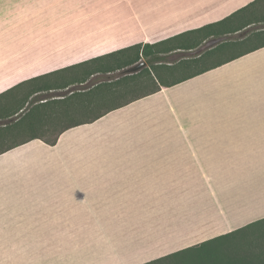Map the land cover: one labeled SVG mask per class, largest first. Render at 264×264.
Wrapping results in <instances>:
<instances>
[{"label": "crops", "instance_id": "1", "mask_svg": "<svg viewBox=\"0 0 264 264\" xmlns=\"http://www.w3.org/2000/svg\"><path fill=\"white\" fill-rule=\"evenodd\" d=\"M255 1L0 0V264H152L264 222V47L116 105L75 80ZM50 92L54 134L25 136L18 96Z\"/></svg>", "mask_w": 264, "mask_h": 264}, {"label": "rangeland", "instance_id": "2", "mask_svg": "<svg viewBox=\"0 0 264 264\" xmlns=\"http://www.w3.org/2000/svg\"><path fill=\"white\" fill-rule=\"evenodd\" d=\"M256 9L258 11L255 15L256 23L248 26L241 32L235 33L233 35H227L223 37V39H226V41H236L237 39H240L241 36L246 35L244 33L250 35L254 32L264 30V2L261 4H257ZM210 39L215 40V38ZM220 42L221 41H217V44H220ZM253 42L254 40H251L247 43L251 44ZM213 43L214 41H210L208 39L206 44H202L198 49L200 50L201 48H203V45H206L205 47L207 48ZM243 47L244 46H238L228 54H231L234 51ZM198 49H195L193 51H184L180 55L189 57L193 54L195 55L197 51H199ZM228 54L227 52H219L217 54L218 56H216L215 58H223L224 55ZM154 56L160 57L161 62L153 63L148 61V58H141L136 63L129 66L116 65L115 63H110L112 70L109 72L100 71V64L87 66L86 68H84V72L80 74L78 79H75L74 77V79L77 80L78 84L82 83L81 85L76 86V88H80L82 90L89 88L91 87L90 85L94 79L98 77H103L104 75H112L118 77L115 80H112V82H104L103 85L99 86V89L96 88L97 90H91L89 92H86L84 94L86 96L83 99V103L90 104L92 98L94 97V94L98 93L106 94L109 96L107 97L108 105L111 103L112 105H116L151 90L155 87V83H153V81L147 78L149 77L148 73H151L153 76H156L168 66V61L174 60L171 58L174 56L170 54H154ZM140 62H144L145 67L142 68L138 73L132 75H122V73L125 72L129 67L136 65ZM71 79L73 78H70L69 76L68 78H66L65 81L59 80L58 77L48 78L44 80L42 84L44 86L57 87L64 85L66 81L69 82ZM60 94V92H50L46 94L37 93L31 96V93H24L18 96V105H22L26 102H29V106L26 108L27 111L25 112L26 118L23 117L25 118V121L27 119H30L32 116H35L34 121L36 127L30 129L29 133H27L25 136H29L30 133H38L42 135L54 134L53 131H55V122H57L59 118H61L63 112L65 111L64 104H60L59 102L53 100L48 101L46 104H41L43 106H39L37 105V103H39L41 99L47 96H49L48 99H51L53 97H58V95ZM261 94L262 93H260V96ZM69 104L70 103L68 99L66 105L68 106ZM25 114H23L22 116H24ZM20 116H18L17 118H20L21 120L22 116ZM2 117L3 115L2 113H0V118ZM18 125H22V121H20L17 126ZM168 130L172 131L176 129L173 128L171 124L168 127ZM47 141H51V139ZM247 207L249 206L241 205L238 209L246 210ZM211 224L212 226H214V228H216L218 226H222L223 222L218 221V219L215 218L213 219ZM254 252H256L258 255L260 253H264V222L246 227L243 230L234 232L233 234L229 235L228 237L222 240L206 244L201 248L184 251L179 254L159 260L157 262H153L152 264H228L229 261H238L241 259H246L249 255L251 256V254ZM133 254L134 253L131 254L132 258L130 259H134ZM263 256L264 255H261L260 257L262 258Z\"/></svg>", "mask_w": 264, "mask_h": 264}, {"label": "trees", "instance_id": "3", "mask_svg": "<svg viewBox=\"0 0 264 264\" xmlns=\"http://www.w3.org/2000/svg\"><path fill=\"white\" fill-rule=\"evenodd\" d=\"M263 2L264 0H256L252 4L246 6L240 11L231 14L225 19L217 23L210 24L201 29L188 31L155 44L145 43L144 45H134L132 47L119 50L104 57L86 62L82 65L86 66L90 64H100V71L109 72L112 70L110 63L129 66L136 63L141 58H148V61L150 62L159 63L161 62L160 57H155L154 54H170L172 52H178L177 55H179L180 58L178 61H174L173 65L167 66L156 76L148 73L149 77L147 78L155 83V89L151 91V93H154L160 90V87L155 81L156 79L163 88H168L189 78L205 73L215 67L221 66L222 64L237 59L247 53L264 47V30L254 32L250 35L244 33L246 35L243 38L237 39L236 41H226V39H223V37L227 35H233L235 33L241 32L248 26L256 23L255 15L258 12L256 9V5ZM210 38H215L216 43L217 41L221 42L220 44L218 43L215 47H212L210 49H208V47L206 48V45H203V48L199 50L198 48L202 44H204V41ZM251 40H254V42L251 44L247 43ZM212 41H214V39ZM238 46L244 47L234 51L231 54H228ZM195 49L199 50L195 55L193 54L189 57L180 55L184 51H193ZM219 52H227L228 55H224L223 58L219 59L215 58L216 56H218L217 54ZM103 84L104 83L97 85L98 89L99 86ZM25 112L26 109L23 110L22 114H25ZM23 117H26V114ZM31 118H35V116H32ZM54 143L55 141H52L50 144L54 145ZM229 235L231 234L216 237L212 240L196 245L188 250L201 248L206 244L222 240ZM261 255H264V253H260L259 255H255L254 253H252L251 256L249 255L246 259L229 261L228 264H264V256L261 258Z\"/></svg>", "mask_w": 264, "mask_h": 264}, {"label": "water", "instance_id": "4", "mask_svg": "<svg viewBox=\"0 0 264 264\" xmlns=\"http://www.w3.org/2000/svg\"><path fill=\"white\" fill-rule=\"evenodd\" d=\"M144 67H145V63L140 62L136 65L129 67L125 72L122 73V75H132V74L138 73ZM117 77L118 76L104 75L103 77H98L94 79L90 86L97 84L99 82H102V81H110V80L116 79Z\"/></svg>", "mask_w": 264, "mask_h": 264}]
</instances>
